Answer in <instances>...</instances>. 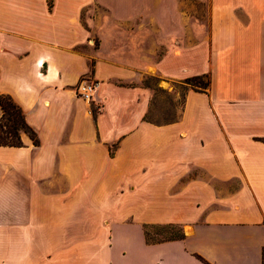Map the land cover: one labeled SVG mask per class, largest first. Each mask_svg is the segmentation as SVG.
Segmentation results:
<instances>
[{"label":"crops","instance_id":"obj_1","mask_svg":"<svg viewBox=\"0 0 264 264\" xmlns=\"http://www.w3.org/2000/svg\"><path fill=\"white\" fill-rule=\"evenodd\" d=\"M204 72L143 117L144 77ZM0 93L38 139L0 145V264H264V0H0Z\"/></svg>","mask_w":264,"mask_h":264},{"label":"rangeland","instance_id":"obj_2","mask_svg":"<svg viewBox=\"0 0 264 264\" xmlns=\"http://www.w3.org/2000/svg\"><path fill=\"white\" fill-rule=\"evenodd\" d=\"M89 9L88 11L91 10ZM141 82L147 85L151 91L150 104L146 112L148 119L162 122L170 118H176L179 115L183 93L187 87L183 81L154 74L144 77ZM144 228L148 238L156 239L168 236L178 229L182 231L184 227L176 223H148Z\"/></svg>","mask_w":264,"mask_h":264},{"label":"trees","instance_id":"obj_3","mask_svg":"<svg viewBox=\"0 0 264 264\" xmlns=\"http://www.w3.org/2000/svg\"><path fill=\"white\" fill-rule=\"evenodd\" d=\"M48 5L51 4V0H47ZM92 64V61L90 62ZM183 81L185 90L190 87L193 89L205 90L208 85V74L199 73L190 76L183 77L179 79ZM185 92V91H184ZM184 95V93H183ZM147 112V111H146ZM146 112L143 117L147 120H150L146 117ZM175 118H170L166 121L174 120ZM153 121V120H150ZM157 122V121H153ZM25 131L28 133L32 139L33 144H37L38 139L35 131L30 127V125L25 121L23 110L21 106L16 103L12 97L6 93H0V145H20L22 141L20 139V132ZM148 224V223H146ZM146 224H143L144 237L147 241H158L164 239H173L179 238L182 236V231L178 229L177 231L164 236L162 238L150 239L147 236V232L144 228ZM150 224V223H149ZM170 224V223H169ZM264 262V248L262 249V263Z\"/></svg>","mask_w":264,"mask_h":264},{"label":"built area","instance_id":"obj_4","mask_svg":"<svg viewBox=\"0 0 264 264\" xmlns=\"http://www.w3.org/2000/svg\"><path fill=\"white\" fill-rule=\"evenodd\" d=\"M97 84V79L92 77L90 74L82 73L79 75L74 85L75 93L90 102V109L92 111L100 110L102 106L100 101H94L93 99V94Z\"/></svg>","mask_w":264,"mask_h":264}]
</instances>
